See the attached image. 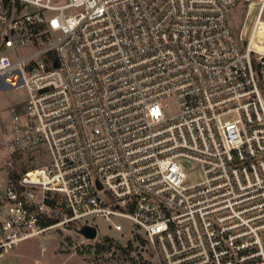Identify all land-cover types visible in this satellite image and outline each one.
<instances>
[{"label":"built area","instance_id":"2783aa9c","mask_svg":"<svg viewBox=\"0 0 264 264\" xmlns=\"http://www.w3.org/2000/svg\"><path fill=\"white\" fill-rule=\"evenodd\" d=\"M262 27L264 0H0V92L26 91L0 104V258L103 218L160 264H264Z\"/></svg>","mask_w":264,"mask_h":264},{"label":"rangeland","instance_id":"374dc122","mask_svg":"<svg viewBox=\"0 0 264 264\" xmlns=\"http://www.w3.org/2000/svg\"><path fill=\"white\" fill-rule=\"evenodd\" d=\"M263 30L264 27L261 28V32ZM34 34L29 31L24 34V37L29 38L30 41L26 40L27 43L19 48L21 56L24 57L34 51L35 48L32 45ZM4 52L9 55L13 54L11 49H7ZM25 96V89L0 92V104L11 108L16 103L23 101ZM6 117L7 111L4 114V122ZM2 140L0 131V141ZM5 158L6 153L0 151V165L4 164ZM45 158H47V154L36 153L34 156L31 153H27L24 156V166H18V170L22 171L23 168L44 164ZM189 172L194 182L203 180V173L198 165H190ZM84 223L97 228L98 236L103 240L104 245L98 244L94 253L87 251V248L81 244V236L75 230L58 228L45 234L43 238L44 244L35 240L27 241L21 244L18 249L0 258V264H160L157 253L141 230L135 229L132 232L128 231L126 234H119L103 218H92ZM129 227H131V224ZM106 238L113 240L114 248L111 251L99 248V246L108 248V244L105 243ZM129 244H132V250L128 248ZM124 251L129 252V255L123 254Z\"/></svg>","mask_w":264,"mask_h":264},{"label":"water","instance_id":"95a60500","mask_svg":"<svg viewBox=\"0 0 264 264\" xmlns=\"http://www.w3.org/2000/svg\"><path fill=\"white\" fill-rule=\"evenodd\" d=\"M68 229L74 230L72 227H69ZM77 232L87 240H95L98 236L97 228L90 225L82 226L79 230H77Z\"/></svg>","mask_w":264,"mask_h":264},{"label":"trees","instance_id":"16d2710c","mask_svg":"<svg viewBox=\"0 0 264 264\" xmlns=\"http://www.w3.org/2000/svg\"><path fill=\"white\" fill-rule=\"evenodd\" d=\"M138 238V237H137ZM143 242V241H142ZM105 243L108 244V248H104V246H99L100 249L104 250H108V251H111L113 248H114V244H113V240L111 239H105ZM119 249H123L122 247H118ZM130 250H132V244H129V247H128ZM123 254H126L127 256L129 255V252H126L124 251Z\"/></svg>","mask_w":264,"mask_h":264}]
</instances>
